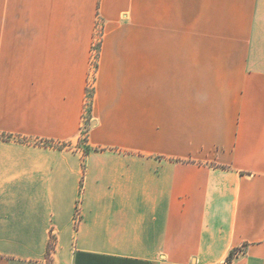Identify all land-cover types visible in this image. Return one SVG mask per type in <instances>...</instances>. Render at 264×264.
I'll use <instances>...</instances> for the list:
<instances>
[{
  "label": "crops",
  "instance_id": "crops-1",
  "mask_svg": "<svg viewBox=\"0 0 264 264\" xmlns=\"http://www.w3.org/2000/svg\"><path fill=\"white\" fill-rule=\"evenodd\" d=\"M231 251L264 264V0H0V264Z\"/></svg>",
  "mask_w": 264,
  "mask_h": 264
},
{
  "label": "rangeland",
  "instance_id": "rangeland-1",
  "mask_svg": "<svg viewBox=\"0 0 264 264\" xmlns=\"http://www.w3.org/2000/svg\"><path fill=\"white\" fill-rule=\"evenodd\" d=\"M101 29H102V26H101V23L100 22H97V32H96V38H95V41L93 43V49L96 50V52H94V55L91 57V78H90V81H89V84L91 86L88 85L87 87V92L92 90V79L94 77V72L96 70V66H97V54H98V49H99V44H100V39H101ZM92 49V50H93ZM88 104V103H86ZM87 130V122L84 124L83 128H82V133L83 135L81 136V141H84V135ZM83 137V139H82Z\"/></svg>",
  "mask_w": 264,
  "mask_h": 264
},
{
  "label": "trees",
  "instance_id": "trees-1",
  "mask_svg": "<svg viewBox=\"0 0 264 264\" xmlns=\"http://www.w3.org/2000/svg\"><path fill=\"white\" fill-rule=\"evenodd\" d=\"M86 97H87L86 101H87L88 106H89L90 105V100H91V97H92V90L87 92ZM84 133H86V132H84ZM50 144H52V143H50ZM232 254H233V252L231 251V253L227 257V264L231 262Z\"/></svg>",
  "mask_w": 264,
  "mask_h": 264
},
{
  "label": "built area",
  "instance_id": "built-area-1",
  "mask_svg": "<svg viewBox=\"0 0 264 264\" xmlns=\"http://www.w3.org/2000/svg\"><path fill=\"white\" fill-rule=\"evenodd\" d=\"M94 52H96V50L95 49H93V55H94ZM97 64V63H96Z\"/></svg>",
  "mask_w": 264,
  "mask_h": 264
}]
</instances>
